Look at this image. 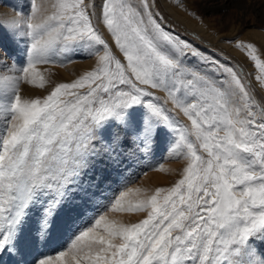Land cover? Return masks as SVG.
Segmentation results:
<instances>
[{"label": "snow or ice", "instance_id": "obj_1", "mask_svg": "<svg viewBox=\"0 0 264 264\" xmlns=\"http://www.w3.org/2000/svg\"><path fill=\"white\" fill-rule=\"evenodd\" d=\"M29 7L26 31L0 25V264H264V99L242 70L168 31L149 0ZM21 38L18 59L6 41ZM228 42L264 89L258 48ZM89 60L46 96L22 95L49 85L41 66ZM161 140L186 162L173 186L132 187L141 171L106 194L130 141L148 155Z\"/></svg>", "mask_w": 264, "mask_h": 264}, {"label": "rangeland", "instance_id": "obj_2", "mask_svg": "<svg viewBox=\"0 0 264 264\" xmlns=\"http://www.w3.org/2000/svg\"><path fill=\"white\" fill-rule=\"evenodd\" d=\"M139 4L140 0H133V3ZM153 9L152 12L157 15V18H162V25L170 32L178 35L182 40L188 41L194 45L206 58L219 60L221 63L236 66L242 70L243 82L246 85H251L250 91L253 92L256 98L264 99V89H262L255 79L257 70L254 64L245 57L244 53L238 51L234 44L228 41L240 40L246 43L252 40L250 32L258 30L264 33V0H170V5L185 13V15L193 19L200 26H192L184 19L177 17L174 12L169 10L164 0H151ZM168 3V4H169ZM30 0H0V25H4L5 12L10 13L18 10L15 25L17 30L26 31V19L30 11ZM51 11V9L49 10ZM5 16H9L6 14ZM96 20V19H95ZM6 21V20H5ZM13 24L12 22L7 25ZM5 25V26H7ZM204 26L206 31L216 36V39L209 37L206 32H202L199 27ZM104 38L108 41L110 47L118 58L122 56L115 48L113 41L109 40L103 32L101 26H97ZM250 30V31H249ZM232 32L234 34L232 35ZM255 36V35H254ZM23 38L21 43L17 45L10 39L6 41L10 50L14 52L16 57L22 58L23 54ZM258 49L261 52V58L264 59V46L258 43ZM235 49V50H234ZM243 56H241L240 54ZM95 61L89 60L86 62L68 63L66 67H53L44 65L41 66L43 71L45 68H50L52 75L49 77L50 83L46 89H32L30 86L22 85V95L26 98L43 97L48 94V91L58 83L71 82L78 75L86 70H91ZM0 72L4 69L0 68ZM11 75L10 73H7ZM47 75V73H46ZM156 95L165 98L163 92H157ZM171 107V104L166 105ZM181 123H188L182 115L177 117ZM123 163L117 168L112 166L111 176L104 185L106 194H111L112 191L119 187L121 174L124 176H135L141 171H146L147 174L137 178L136 183L132 187H142L154 191L156 188H168L174 185L181 178L183 168L186 162L182 159H176L171 153L167 152V143L161 140L158 148H154L153 152L145 155L139 149L129 142V147L125 150V155L122 157ZM163 164L166 171H147V168L154 165ZM142 216L124 217L126 222H137ZM58 247L56 241H53L50 246V251H55Z\"/></svg>", "mask_w": 264, "mask_h": 264}, {"label": "bare ground", "instance_id": "obj_3", "mask_svg": "<svg viewBox=\"0 0 264 264\" xmlns=\"http://www.w3.org/2000/svg\"><path fill=\"white\" fill-rule=\"evenodd\" d=\"M165 1V4L167 5V7L169 8V10H171L172 12H174V14L181 18V19H184L188 24L192 25V26H200L199 23L197 24L193 19H190L188 18L185 13H183L182 11H180L176 5H174V7L172 5H170V0H164ZM99 2V0H97V3ZM137 4V2H134ZM169 3V4H168ZM149 4L151 5V10H154L153 9V6H152V3H151V0H149ZM1 11V10H0ZM18 11V10H17ZM16 10L12 11L11 13L9 11L5 12V15L8 14L9 16H5L6 17L5 19L3 18L2 21L4 22V25H7L8 23L12 22V23H16V18H17V12ZM6 20V21H5ZM93 23H97L95 18H93ZM3 25V24H2ZM97 26H101L103 32L105 33L106 37L112 41L110 35L107 33V30L103 27V25L101 24H97ZM201 29L202 32H206V34L211 37L212 39H216V36L213 35L212 33H209L206 31V28L204 26H201L199 27ZM250 31V30H249ZM234 34V32H232V35ZM250 35L252 36V40H255L258 41L256 44L254 41H250V43H253L257 48L259 47L258 46V43L261 44V47L264 46V33L258 31V30H254L253 32H250ZM255 35V36H254ZM255 38V39H254ZM235 50V49H234ZM259 50V49H258ZM260 52V51H259ZM240 54V52H239ZM261 54V52H260ZM241 56H243L242 54H240ZM262 55V54H261ZM245 57H247L246 55H244Z\"/></svg>", "mask_w": 264, "mask_h": 264}]
</instances>
